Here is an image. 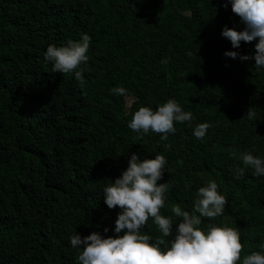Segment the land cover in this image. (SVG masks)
<instances>
[{
  "label": "trees",
  "instance_id": "obj_1",
  "mask_svg": "<svg viewBox=\"0 0 264 264\" xmlns=\"http://www.w3.org/2000/svg\"><path fill=\"white\" fill-rule=\"evenodd\" d=\"M224 3L0 0V264H76L71 234L113 236L119 209L107 208L102 189L132 153L166 158L158 183L171 187L162 215L177 203L190 210L196 189L214 180L225 215L202 218V226L236 227L241 257L260 250L264 177L247 168L234 177L243 167L239 152L264 157V70L223 55L237 49L222 28H243ZM82 33L91 43L80 86L52 72L43 53ZM255 43L241 42L238 51L252 55ZM115 86L130 97L111 95ZM167 99L191 111L193 125H211L203 142L187 122L174 123L167 141L137 138L127 127L138 107L155 110ZM249 109L251 121L243 119ZM141 231L159 236L151 218Z\"/></svg>",
  "mask_w": 264,
  "mask_h": 264
},
{
  "label": "clouds",
  "instance_id": "obj_2",
  "mask_svg": "<svg viewBox=\"0 0 264 264\" xmlns=\"http://www.w3.org/2000/svg\"><path fill=\"white\" fill-rule=\"evenodd\" d=\"M229 5L243 28L239 31L235 30V25L222 28L220 35L230 41L232 49H237L225 51L223 55L241 62L253 60L255 70L260 72L264 70V0H225L221 6ZM252 41H256L254 54L241 55L238 51L241 42ZM90 43L91 37L82 33L79 40H69L59 46L49 44L43 53L44 62L51 64L52 72L70 74L83 86ZM109 93L130 97L129 90L121 86L109 89ZM254 116L249 109L243 119L251 121ZM194 120L191 111L184 110L175 99H167L155 110L151 106L138 107L132 112L127 127L137 138L155 133L160 141H167L169 135L177 131L174 123L187 122L193 137L203 142L211 125L208 122L193 125ZM229 155L237 157L236 149H230ZM238 159L243 167L236 168L234 178L242 176L246 168L252 170L253 175L264 177V157L244 150L238 153ZM166 163L162 154L151 158H140L138 153L130 155L126 169L102 189L107 208L119 209L112 229L114 235L105 238L96 231L83 237L75 232L71 234L68 243L78 253L76 264H264V242L260 243L259 251L241 257V235L236 227L202 226V218L213 220L225 215L228 202L218 192L214 180L196 189L190 210L177 203L171 205L172 215L161 214L171 187L167 182L158 183ZM149 218L159 236L141 231ZM103 231L107 233L109 229L105 227Z\"/></svg>",
  "mask_w": 264,
  "mask_h": 264
}]
</instances>
